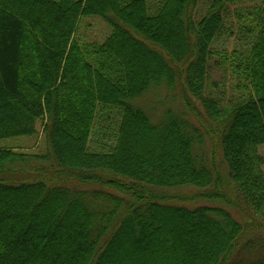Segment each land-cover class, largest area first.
<instances>
[{
  "label": "trees",
  "instance_id": "obj_1",
  "mask_svg": "<svg viewBox=\"0 0 264 264\" xmlns=\"http://www.w3.org/2000/svg\"><path fill=\"white\" fill-rule=\"evenodd\" d=\"M248 2L251 46L215 49ZM199 5L0 0V139L41 121L46 148H0V264H264V0ZM84 16L111 26L103 42L76 39ZM162 88L184 110L156 122L138 102ZM107 110L115 138L93 150Z\"/></svg>",
  "mask_w": 264,
  "mask_h": 264
},
{
  "label": "rangeland",
  "instance_id": "obj_2",
  "mask_svg": "<svg viewBox=\"0 0 264 264\" xmlns=\"http://www.w3.org/2000/svg\"><path fill=\"white\" fill-rule=\"evenodd\" d=\"M209 1L210 0H200L197 11L198 19H201L207 12ZM255 4L254 2H248L230 5L226 12L224 28L214 42L213 47L215 49L233 51L236 49L245 50L251 46L253 37L248 34L243 24L246 19L244 9L249 6H254ZM111 31V26L102 17L84 16L79 23L76 39L83 44L103 42ZM210 81L211 83L219 84V86L213 90L214 94H222L225 92L228 97L232 95L230 77L223 70L213 69ZM138 105L142 106L148 114L152 112L153 119L156 122L162 120L166 110L169 108L175 111L184 110L183 103L179 96L175 95L174 92L168 91L166 88L148 94L142 103L138 102ZM118 118L119 115L116 110H107L105 114H103L102 111L100 112L91 138V148L93 150H100L104 144L112 145L117 130ZM43 129L44 123L39 121L38 132L35 135L0 139V148H12L17 151L28 153H43L46 149ZM202 151L205 152V155L209 159L213 152L211 142H209ZM260 153L264 156V145L260 147ZM221 158V152L218 150V162H220ZM177 190H180L178 191L180 195L187 197L193 196L198 192V189L194 187H184ZM165 192H167V190H165Z\"/></svg>",
  "mask_w": 264,
  "mask_h": 264
}]
</instances>
